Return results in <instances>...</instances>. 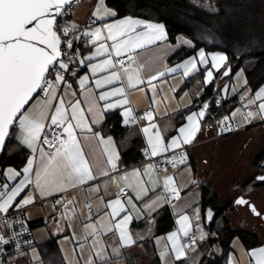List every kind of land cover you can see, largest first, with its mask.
Returning <instances> with one entry per match:
<instances>
[{
	"label": "crops",
	"instance_id": "obj_1",
	"mask_svg": "<svg viewBox=\"0 0 264 264\" xmlns=\"http://www.w3.org/2000/svg\"><path fill=\"white\" fill-rule=\"evenodd\" d=\"M97 3L98 0L93 2L90 0H81L71 11L68 22L79 25L86 17H93L92 13L95 11ZM106 7L113 10L107 3ZM126 17H132L133 19L143 20L148 23L163 24L138 16L124 15L106 17L104 20L93 17L96 20V24H94L92 28L101 26L104 23H112ZM137 31H144V29L138 28ZM185 41L188 43H185ZM100 43L111 45L113 42L100 41ZM192 45V40L183 34L177 35L174 41H170L167 35V38L163 41H157L156 44L146 45L143 49H137L134 52L123 54L122 56L127 55L128 57L132 55L134 57L135 63L129 61L127 58L124 64L125 66H130L131 69H137L141 79H143L145 83L138 85L137 88H125L130 103L122 107H115L108 111H103L105 102L98 100L99 94L101 92L111 91L112 88L126 85V77H123V84L117 81L112 85H105L100 89L95 87V80L109 75L111 70L97 72L96 75L93 76L90 68H81L77 76L70 78V83L73 85L72 90L76 92V95L74 97L69 95L66 99L73 101L79 100L81 102V108L84 110V115L89 123H91L93 119L97 120L96 124L91 125L93 129L92 132L86 129L83 131L79 129L76 130L95 177L93 180L83 185H79L75 188L69 187L64 192L44 197H41L38 192H35V173L40 169V156L39 153L33 154L31 149L21 143L19 139L20 130L18 123L14 126V139L25 148L28 156L20 169L11 166L4 168L3 172L7 171L9 168L21 172V175L16 177L15 180L8 181L9 188L6 191H10L11 188L15 187L27 176L33 183L26 185L25 190L20 193L13 203L15 204L28 195H34L35 198L39 199H46L43 203L36 204L33 202L25 208L26 219L33 227L35 245L39 244L41 246L38 258L42 261V264H45L41 256L43 247L53 238L59 248V254L63 260V264H77V262H79V264H86V261L89 259L95 260L94 253L99 248V245L93 247V241L95 239H99L103 242L105 255L108 257V264H128L129 262L133 264H153L155 261L159 264H200L199 262L203 255H212L213 253L220 252V247L211 241V238L215 236V232L213 229L211 230V226L208 225L213 218L214 212L210 207L204 209L202 205L203 194H215L211 189L212 186L209 182V174L211 173L210 170L216 167L215 158L217 151H219L217 147L218 144L220 145V142H222L225 137L229 136H217L221 125V120L218 118L235 119L239 126L242 127L240 130L244 129L251 131L264 125V113L257 114L259 113L258 105L264 103V99L249 104V100L255 99V94L260 92L261 89H264V82L255 90H251L247 86L246 72L253 68L256 59L247 60L243 66L235 72L231 71L232 67L228 63V58L219 71L211 68L212 55L223 54L227 56L222 50H207L200 47L181 60L174 62L170 61L171 56L180 47H191ZM96 46L98 47V44ZM109 50L111 52V49ZM94 51L95 47L89 43L82 47V57H87ZM201 51L204 52L209 61L208 64L199 63V53ZM107 58H109L108 54H103L93 59L90 63L100 64ZM111 58L116 62L119 57H116L113 52ZM193 58L197 60V68L199 70L191 72L188 76H184L182 65H184L186 61H191ZM117 68H119V64H117ZM169 69H175V71H168ZM229 69V75L225 76L224 72ZM207 70L213 72V78L209 83H205ZM159 72H164L165 75L159 76ZM84 75L89 76V81L85 88L81 89L78 80ZM152 75H157L158 78L151 80L149 83L148 80ZM153 85L155 86L154 89L152 87ZM208 88L212 90L211 94L206 96L205 94ZM90 95L97 98V106L94 109L97 115H93L92 112L88 111L90 107ZM211 96H214L215 99L219 98L221 102L232 97V99L236 100V106L228 112V115L213 119L210 116L211 110L209 107ZM120 99H123V97H112L109 102L114 103L116 100ZM241 100L243 101V106L237 108ZM205 105H207L206 109L204 107ZM129 107L132 109V116L139 111L150 109L153 113V120L148 121L144 119V117H140L136 123H132V119H129V122L125 123L126 118L123 113L124 110ZM246 108H248V110H246ZM202 110L205 112V115L203 118H200L198 113ZM248 112L257 115L246 119ZM193 113H197L196 119L199 122L200 131L197 132L192 143L183 145L189 147V162L180 167H169L166 171L164 170L160 173H157L153 167L150 171H147L146 166L149 164L143 162L144 154L142 149H148V143L147 138L141 131L142 127L148 126L149 123H155L165 143H170L173 137H180L181 134L179 129L189 125L188 117ZM105 121L112 124L116 123L118 128L114 132L107 131L108 129L102 128ZM156 130L157 129H153L152 131L155 132ZM96 132L105 140L111 137L116 151L120 154L118 171H110L109 176H104L102 171L109 170L110 166L104 163L102 168L98 167L100 162L106 161L107 155L104 152L105 146L99 142V138L94 137V133ZM44 147L48 150L46 146ZM131 148H133L134 151L138 148L141 157L139 160L132 159L136 153L133 152V155L128 157L126 164H121V153ZM30 158L33 159L32 171L23 173V169L27 166V161ZM136 169H139L142 174L140 179L144 182L143 186L149 190L147 196H143L139 186H137V178L132 176L133 170ZM126 173L128 174V180H121L120 177L124 176ZM165 176H172L174 178V185L170 187L174 186L177 189L178 199L176 197L170 199L166 198V195L171 191L163 187ZM112 177L116 178L115 183ZM129 184H131L132 187H129ZM203 185L209 188V192L204 193ZM262 186H264V182L253 190L260 189ZM118 187L128 189L126 195L122 197L124 203L127 204V197L132 196L133 203L136 205V208L128 206L129 213L133 219L127 226L135 243L131 246L124 247L118 241V233L114 235L109 232L105 235L104 229L100 230L98 236H88L85 241L84 237L86 233L84 224L93 222L86 219L89 212L85 205L90 204L92 206L91 214L94 219H99L97 228L100 229L101 224H108L110 222L109 217L103 216L100 218L97 215L98 212L103 213L104 211V204L101 203L100 197H103L105 202L110 199H115ZM96 188L99 189L98 192L95 190ZM153 189H155V191H153ZM137 192H140L141 196H143L142 199H135ZM241 196L247 199L248 206L249 203L255 206L248 196ZM259 196L264 204V190L260 191ZM54 200L61 202L54 204ZM68 201H72V204L68 205L69 211L65 213L63 205ZM153 201H155V203H153ZM234 202H236V200ZM72 209H75V215L72 214ZM249 209L251 210V207H249ZM197 210L199 212V217H197ZM209 211L212 213L211 219H208ZM251 213H249V216L256 218V215L253 214L252 211ZM262 214H264V212H262ZM123 215L122 213L121 216ZM182 215H187L189 217L190 227L187 236L180 231L181 225L178 223ZM66 216L68 218H66ZM226 216L232 227L253 233L258 238L259 243L252 244L250 241L244 242L239 237H234L230 242V249L225 264H255L254 258L246 253L264 247V215L260 216L262 221L255 227H250L249 225L235 226L231 223L227 214ZM119 219L120 217L116 218V220ZM116 220H112L111 223L114 224ZM173 232L177 233L179 244L184 247L186 253L180 260L175 259V252L172 251V243L167 239ZM204 233L206 234L202 242L200 237L202 234L204 235ZM190 236H194L195 243H192ZM81 244L84 245L83 251H81L80 248ZM113 248L119 249V255L114 256L112 254Z\"/></svg>",
	"mask_w": 264,
	"mask_h": 264
},
{
	"label": "snow or ice",
	"instance_id": "obj_2",
	"mask_svg": "<svg viewBox=\"0 0 264 264\" xmlns=\"http://www.w3.org/2000/svg\"><path fill=\"white\" fill-rule=\"evenodd\" d=\"M74 0H0V148H3L6 138L14 130V126L18 123L22 144L31 149L32 153H39L41 165L40 169L35 173V192L41 197L53 195L66 191L69 187L75 188L93 180L94 174L86 158L81 141L77 136L76 130H87L92 132L91 125L96 124L97 120L93 119L91 123L84 115L79 100H68L67 96H75L72 83L68 82V75L73 77L79 74L81 68H90L91 74L96 75L97 72L110 71V74L95 80L97 89L103 88L105 85H112L117 81L124 83L123 77H126V85L122 87L112 88L111 91L101 92L98 96L99 101H104L103 111L111 110L115 107H122L129 104L125 88H137L138 85L144 84L137 69H131L125 66L123 60L114 62L111 58L114 52L116 57H121L125 53L134 52L137 49H143L146 45L156 44L157 41H163L167 38L163 24L148 23L143 20L126 17L116 20L112 23H104L98 27H89L82 33L79 26L75 23H61L65 16L70 12L71 5ZM93 17L104 20L106 17H115V11L106 7L105 0H98ZM95 24V19L93 20ZM138 28L144 31L138 32ZM106 33V35H105ZM84 40L91 41L95 51L91 52L87 57H82V53L76 42ZM100 41H112L111 45L100 43ZM185 43H188L185 41ZM98 44V47L96 46ZM111 49V52L110 50ZM108 54L109 58L103 60L100 64H91L90 62L98 56ZM129 61L135 63L132 55L128 56ZM227 56L223 54H214L211 57V68L219 71L224 66ZM199 63L208 64L203 51L199 53ZM119 64V68H117ZM183 67V75L188 76L191 72L198 71L197 60L193 58L186 61ZM168 71H175L169 69ZM230 69L224 72L229 75ZM123 74V76H122ZM159 76H164V72H159ZM157 75H152L148 82L157 79ZM213 78V72L207 70L205 83H209ZM89 81V76H81L78 80L79 87L85 88ZM153 89L155 86H152ZM123 97L114 103L109 102L112 97ZM264 99V89L255 94V99H250L249 104L255 103L257 100ZM97 98L90 95L89 112H94L96 108ZM205 109L207 105L204 106ZM259 113H264V103L258 105ZM252 112L247 113V118L255 115ZM123 115L125 123L135 118L132 116V109L126 108ZM205 112L202 110L198 113L203 118ZM197 113H193L188 117L189 125L181 127L180 137H173L170 143H165L160 131L155 123H149L148 126L142 127L141 131L147 138L148 149H145L147 155L150 151L152 157H156L170 150L181 149L183 145L192 143L197 132L200 131V125L196 119ZM144 119L153 120V113L146 112ZM227 119V118H225ZM153 129H157L153 132ZM231 130V129H229ZM94 137L99 138V142L103 144L104 152L107 155L106 161L100 162L98 167L102 168L106 163L110 166L107 171H102L104 176H109V172L118 171V162L120 154L116 151L112 142V138L106 140L100 137L98 132L94 133ZM44 146H47L45 149ZM186 155H172L168 162L176 167L177 164H184ZM33 159L27 161V166L23 169V173L32 171ZM152 165L146 166V170L150 171ZM166 171V170H165ZM7 178L8 181L15 180L21 175V172L14 169L0 173ZM132 176L136 177L137 186L143 196L148 195V188L144 187L142 176L139 169L133 170ZM121 180H128V174L120 177ZM258 180L264 182V175L258 176ZM113 182L116 178L112 177ZM33 181L25 176L19 184L11 188L10 191H3L9 188L8 183L0 184V213L7 214L10 209H20L24 206L32 204L35 196L28 195L19 200L15 204L16 198L25 190L26 185L32 184ZM174 185L172 176H165L163 187L170 190L178 199L177 189ZM132 187L131 184L128 185ZM97 192L98 188L95 189ZM155 191V189H153ZM140 192L136 193L135 199L143 198ZM126 193L123 187H118L115 199L104 201L100 197L101 203L104 204L103 213L98 212V217H109L108 224H101L100 229L97 228L99 219H94L91 214L92 206L86 204L88 209L87 220L93 221L85 223V241L88 236H98L101 229L104 234L111 232L114 235L118 233V241L128 247L135 243L132 234L128 230V225L133 217L129 213L128 206L136 208L133 203V197H127V204L124 203L122 197ZM159 199V198H158ZM60 203L61 201H57ZM155 203V201H153ZM237 204H248L243 198L237 199ZM72 201H68L63 206L67 213L68 205ZM150 206V205H149ZM253 214L262 216L255 206H250ZM75 215V209H72ZM124 214L121 216V214ZM120 217L119 220H116ZM197 217L199 212L197 210ZM66 218H68L66 216ZM212 218L209 211L208 219ZM112 220H116L113 224ZM181 225L180 231L185 236L188 235L190 227L189 217L182 215L178 221ZM7 226V225H6ZM172 243V251L175 252V259L180 260L186 255L184 247L179 244V237L176 232L171 233L167 238ZM201 239H204L203 234ZM192 243L195 239L191 238ZM9 239H5L0 235V243L8 244ZM99 245L98 250L94 253L95 260L89 259L86 264H108V257L105 255L103 242L99 239L93 241V247ZM19 247V246H17ZM81 251L84 245H80ZM112 254L119 255V249L113 248ZM255 260V264H264V247L246 253ZM163 255V253H162ZM79 264V262H77Z\"/></svg>",
	"mask_w": 264,
	"mask_h": 264
},
{
	"label": "trees",
	"instance_id": "obj_3",
	"mask_svg": "<svg viewBox=\"0 0 264 264\" xmlns=\"http://www.w3.org/2000/svg\"><path fill=\"white\" fill-rule=\"evenodd\" d=\"M106 3L116 12V16H138L163 23L170 41H174L179 34L190 38L193 45L180 47L171 56V62L181 60L200 47L222 50L227 54L232 72L242 67L247 60L256 59L253 68L246 72L247 86L251 90L264 82V0H106ZM211 90L208 88L205 95H210ZM214 99L211 96V111L215 109ZM235 106L236 100L232 97L223 100L218 113L224 117ZM102 128L114 132L118 127L116 123L105 121ZM13 133L14 130L0 156L2 173L7 166L20 169L28 156L25 148L15 141ZM133 152L136 155L132 159L139 160L141 153L138 148L135 151L133 148L126 149L121 153V164H126ZM251 164L255 174L242 183H232L237 191L235 198L246 195L262 184L255 176L264 171V145L254 154ZM203 191L207 193L209 188L203 185ZM202 200L203 208L210 207L214 212L208 225L215 232L211 241L220 247V252L203 255L200 264H225L230 242L236 236L244 242L259 243L253 233L231 226L226 216L231 207L230 201L220 202L215 194H203ZM41 256L45 264H63L54 238L45 244ZM153 264L159 263L155 261Z\"/></svg>",
	"mask_w": 264,
	"mask_h": 264
},
{
	"label": "rangeland",
	"instance_id": "obj_4",
	"mask_svg": "<svg viewBox=\"0 0 264 264\" xmlns=\"http://www.w3.org/2000/svg\"><path fill=\"white\" fill-rule=\"evenodd\" d=\"M242 106L243 101L241 100L237 108ZM220 143L217 146L219 151H217L215 158L216 167L212 168L209 174L212 192L217 195L220 202L230 201L231 207L226 214L233 225L255 227L262 219L257 215L256 218L249 216L251 210L248 204L241 205L234 202L237 191L232 183L234 181L242 183L255 174L256 171L251 163L254 154L264 145V125L251 131L239 130L225 137ZM263 190L264 186L246 194L260 213L264 212V204L259 196L260 191ZM205 234L203 235L204 238ZM203 240L201 239L202 242ZM40 251L41 246L39 244L32 246L28 250L16 254L9 264H42L38 258Z\"/></svg>",
	"mask_w": 264,
	"mask_h": 264
},
{
	"label": "built area",
	"instance_id": "obj_5",
	"mask_svg": "<svg viewBox=\"0 0 264 264\" xmlns=\"http://www.w3.org/2000/svg\"><path fill=\"white\" fill-rule=\"evenodd\" d=\"M81 0H74V3L71 5V10L70 12L65 16L64 20L61 21V23L63 24V22L65 23H69L68 22V18L71 14V11L74 9V7L80 2ZM90 1H95V0H90ZM95 18L88 16L86 17L78 26L80 31L77 32V35H79L80 33H82L84 30L89 29V27H92L93 24V20ZM95 24H96V20H95ZM89 43H91V41H87L85 42L83 39L81 41L76 42V47H78L80 49V51L82 50V47L85 45H88ZM127 55L121 56L119 57L116 61L119 60H123L124 62L127 60ZM73 76L68 75L67 79L68 82L70 83V78H72ZM214 106L215 109L213 111H210V116L213 119H217L220 115L218 113V109L221 106V101L219 98L214 100ZM246 110H248V108H246ZM150 109H145L143 111H139L137 113L134 114V118H135V122H133L131 120L132 123H136L138 121V119L140 117H144L146 112H149ZM221 121V125H220V130L217 134V136H223V135H230L233 134L235 132H237L238 130H240L242 127L239 126V124L237 123V121L235 119L232 118H218ZM231 129V130H229ZM47 147V146H46ZM188 146H182L181 149H176V150H170L168 152L162 153L156 157H152L150 155V153H148L147 155L145 154V149L143 150V162H146L148 164H151L153 166V169L157 172L160 173L164 170H166L169 167H173V165L171 163L168 162V159L172 156V155H177L179 157V155L182 153L184 155H186V160L184 164H177L176 167H180L182 165H185L189 162L190 160V153L188 150ZM8 183V180L5 176L0 175V184L2 183ZM7 189H4L3 191H6ZM125 193L128 192V189H124ZM176 197V195H174L172 192H170L169 194L166 195L167 199L170 198H174ZM46 199H39V198H35L34 199V203L38 204V203H43L45 202ZM54 204L57 203L56 200L53 201ZM25 208L26 206L20 208V209H10L9 213L4 214V213H0V235H3L5 237V239H9V243L8 244H2L0 243V264H9L11 262V259H13V257H15L16 254L24 252L26 250H28L29 248H31L32 246L35 245V238H34V234H33V228L31 227V225L28 223L26 216H25ZM7 225V226H6ZM191 238H194V236H190V240ZM19 246V247H17Z\"/></svg>",
	"mask_w": 264,
	"mask_h": 264
},
{
	"label": "water",
	"instance_id": "obj_6",
	"mask_svg": "<svg viewBox=\"0 0 264 264\" xmlns=\"http://www.w3.org/2000/svg\"><path fill=\"white\" fill-rule=\"evenodd\" d=\"M8 139H9V136L6 138V142H7ZM6 142H5V144H6ZM4 146H5V145H4ZM4 146H3V148H0V156H1L2 152H3ZM0 173H2V168H1V166H0ZM261 175H264V171H263L262 173H260V174H257V175L255 176V179H256L257 181H260V180L257 179V177H258V176H261ZM240 198H243V197H242V196L237 197V199H240ZM237 199H236V201H237ZM243 199L247 201L246 198H243ZM250 206H253V204H252V203H249V207H250Z\"/></svg>",
	"mask_w": 264,
	"mask_h": 264
}]
</instances>
